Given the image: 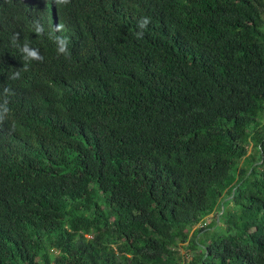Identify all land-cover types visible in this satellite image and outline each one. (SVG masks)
Here are the masks:
<instances>
[{
	"label": "trees",
	"instance_id": "trees-1",
	"mask_svg": "<svg viewBox=\"0 0 264 264\" xmlns=\"http://www.w3.org/2000/svg\"><path fill=\"white\" fill-rule=\"evenodd\" d=\"M5 87L0 264H264V0H0Z\"/></svg>",
	"mask_w": 264,
	"mask_h": 264
},
{
	"label": "clouds",
	"instance_id": "clouds-1",
	"mask_svg": "<svg viewBox=\"0 0 264 264\" xmlns=\"http://www.w3.org/2000/svg\"><path fill=\"white\" fill-rule=\"evenodd\" d=\"M69 2L70 0H54V3L57 6L67 5ZM149 23H150V18L147 16L142 17L137 22V28L139 29V31L136 33L137 39H143L144 29L148 26ZM32 31L34 32L35 35L42 36L45 30H44L43 24H41L37 20V21L32 22ZM62 31H64V25L62 23H58L54 26L52 32L49 33V37L56 44L57 56H61V55L70 56V52L68 49V44H69L68 38L64 36L56 35V33H59ZM19 36H20L19 33L14 34L12 36V43L19 47V51L22 54V59L24 63H23V67L17 72H15L10 77V79H18L20 76V71H27L32 61H40V62L43 61V57L40 55L38 49L32 48L28 42L23 43V45L19 44ZM10 92L11 90L7 87L3 89V95H2V98H0V121L5 120L10 113L9 100H8V96ZM205 225L206 223L204 224V226Z\"/></svg>",
	"mask_w": 264,
	"mask_h": 264
},
{
	"label": "rangeland",
	"instance_id": "rangeland-1",
	"mask_svg": "<svg viewBox=\"0 0 264 264\" xmlns=\"http://www.w3.org/2000/svg\"><path fill=\"white\" fill-rule=\"evenodd\" d=\"M210 217H211V215H209L207 218H205L204 219V223H206V224H208L209 222V220H210ZM204 227L203 225H202V223H198V224H196L193 228H190L191 229V231L194 229V228H198V227ZM190 229H189V232H191L190 231ZM182 252V251H181Z\"/></svg>",
	"mask_w": 264,
	"mask_h": 264
},
{
	"label": "built area",
	"instance_id": "built-area-1",
	"mask_svg": "<svg viewBox=\"0 0 264 264\" xmlns=\"http://www.w3.org/2000/svg\"><path fill=\"white\" fill-rule=\"evenodd\" d=\"M204 224H205V223L203 222L202 225L204 226Z\"/></svg>",
	"mask_w": 264,
	"mask_h": 264
}]
</instances>
